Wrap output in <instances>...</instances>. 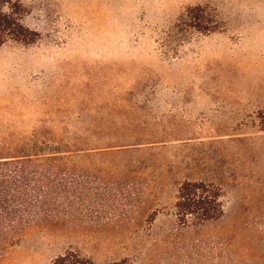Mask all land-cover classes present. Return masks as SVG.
<instances>
[{"label":"rangeland","instance_id":"rangeland-1","mask_svg":"<svg viewBox=\"0 0 264 264\" xmlns=\"http://www.w3.org/2000/svg\"><path fill=\"white\" fill-rule=\"evenodd\" d=\"M21 1L40 39L0 47V155L114 140L128 152L81 162L130 185L69 198L66 220L29 228L0 264H214L217 231L263 252L264 0ZM205 3L224 27L178 41L179 15ZM185 180L220 186L225 216L181 226Z\"/></svg>","mask_w":264,"mask_h":264},{"label":"trees","instance_id":"trees-1","mask_svg":"<svg viewBox=\"0 0 264 264\" xmlns=\"http://www.w3.org/2000/svg\"><path fill=\"white\" fill-rule=\"evenodd\" d=\"M28 13L29 8L21 0H0V47L9 42L32 45L40 39V33L24 22ZM224 24L219 9L205 3L187 7L174 26L178 41H185L195 31L216 32ZM96 141L76 138L73 142H24L20 151L0 155V258L22 240L29 228L66 220L73 205L69 198L126 195L118 187L130 185L129 177L120 183L112 177L101 178L88 171L81 159L126 153L129 148L114 140L104 146ZM174 208L181 226L218 222L226 213L222 188L204 180L182 182ZM213 258L214 264H264V251L255 254L245 250L231 232L217 231Z\"/></svg>","mask_w":264,"mask_h":264}]
</instances>
